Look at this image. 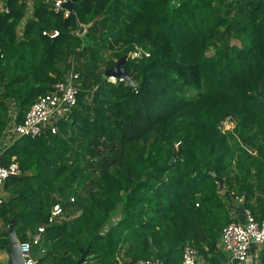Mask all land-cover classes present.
Wrapping results in <instances>:
<instances>
[{"label": "trees", "instance_id": "trees-1", "mask_svg": "<svg viewBox=\"0 0 264 264\" xmlns=\"http://www.w3.org/2000/svg\"><path fill=\"white\" fill-rule=\"evenodd\" d=\"M74 6L65 17L46 0H0V141L70 70L81 83L56 134L20 137L2 156L22 176L3 185L0 250L13 220L19 241L45 226L36 264L85 252L83 264H180L186 243L206 264H228L218 246L228 202L264 215V0ZM81 23L91 25L78 35ZM134 52L125 67L136 85L109 81ZM55 204L63 213L50 223Z\"/></svg>", "mask_w": 264, "mask_h": 264}, {"label": "built area", "instance_id": "built-area-1", "mask_svg": "<svg viewBox=\"0 0 264 264\" xmlns=\"http://www.w3.org/2000/svg\"><path fill=\"white\" fill-rule=\"evenodd\" d=\"M46 1L51 4L55 13H63L65 17L70 15L71 11L65 6L67 0ZM4 10L8 11V8L4 7ZM49 34L54 38L59 34V31L55 30ZM139 55L141 52H134L133 57ZM107 79L111 82L125 80L115 76H109ZM80 86L79 73L72 69L57 81L46 94L38 96L22 122L15 123L14 120H11L5 136L0 141V190L7 179L21 173L19 164L14 159L10 163L2 162V156L7 148L16 139L23 136L36 138L44 133L56 134L60 122L70 118L72 110L78 102ZM227 122H229L227 118L222 121V130L232 131L236 125L235 120L230 117L232 128H227ZM229 128L231 130H228ZM239 200L243 201V198H239ZM2 202L3 198L0 194V204ZM62 213L61 205L55 204L51 209L49 222L54 223ZM44 233L45 226L43 225L38 228L37 232L29 234L27 240L20 241L24 264H36L34 247L42 246ZM218 246L227 253L228 264H252L250 258L253 248L264 247V215L258 217L250 209H243L242 215L234 217L224 228L218 240ZM119 264H125L124 260L120 259ZM135 264L168 263L160 258H149L140 259ZM180 264H206V262L193 244L186 243L183 247V259Z\"/></svg>", "mask_w": 264, "mask_h": 264}, {"label": "water", "instance_id": "water-1", "mask_svg": "<svg viewBox=\"0 0 264 264\" xmlns=\"http://www.w3.org/2000/svg\"><path fill=\"white\" fill-rule=\"evenodd\" d=\"M76 1L77 0H67L65 2V6L72 12L75 9L74 5ZM90 25L91 23H88V24L81 23L80 28L78 30V35L85 34V32L87 31ZM128 58H129L128 54L121 57L118 60L116 65L109 68L105 72V76L107 77L115 76L118 78H123L126 81H128L130 85L135 86L136 81L132 78V76L129 74V72L127 71L125 67V62L128 60ZM251 150L252 152H254V149H251ZM18 176H22V174L20 173L18 175H12L11 178H15ZM213 176L215 177L216 182L219 184V188L223 189L225 187V179L217 176L214 173H213ZM9 236H10V243L6 247V251L9 256L8 264H24V258L22 257V253H21L20 241L18 239L16 229H15V224L13 220L11 221V225L9 229ZM86 255L87 253L85 252L83 256L78 260L77 264H83L86 261Z\"/></svg>", "mask_w": 264, "mask_h": 264}, {"label": "crops", "instance_id": "crops-1", "mask_svg": "<svg viewBox=\"0 0 264 264\" xmlns=\"http://www.w3.org/2000/svg\"><path fill=\"white\" fill-rule=\"evenodd\" d=\"M0 194L2 198L6 196V192L4 191L3 188L0 190ZM228 208L230 210L232 218L239 217L240 215H242V211H243L242 201H240L239 198H237L236 200L231 199L228 202ZM1 260H2V264H8L9 256L7 251L0 250V261ZM250 260L252 264H264V247L253 248Z\"/></svg>", "mask_w": 264, "mask_h": 264}, {"label": "rangeland", "instance_id": "rangeland-1", "mask_svg": "<svg viewBox=\"0 0 264 264\" xmlns=\"http://www.w3.org/2000/svg\"><path fill=\"white\" fill-rule=\"evenodd\" d=\"M30 10H31V9H29V12H30ZM128 55L133 57V56H134V53H129ZM12 108L14 109L15 107H12ZM14 110H15V109H14ZM227 120H229V122H227V123H228L227 128H228V127L232 128V127H231L232 125H231V122H230V117H227ZM230 128H229L228 130H231ZM224 129H225V128H224ZM226 131H227V130H226ZM218 188H219V186H218ZM219 189H220V188H219ZM220 190H222V189H220ZM39 256H40L39 253H35V254H34V258H35V260L38 259ZM0 264H2V260L0 261Z\"/></svg>", "mask_w": 264, "mask_h": 264}]
</instances>
